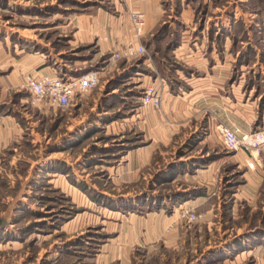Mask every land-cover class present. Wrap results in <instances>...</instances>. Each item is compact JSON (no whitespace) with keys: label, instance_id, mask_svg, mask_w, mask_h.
Listing matches in <instances>:
<instances>
[{"label":"rangeland","instance_id":"obj_1","mask_svg":"<svg viewBox=\"0 0 264 264\" xmlns=\"http://www.w3.org/2000/svg\"><path fill=\"white\" fill-rule=\"evenodd\" d=\"M116 8L0 0V264H264L238 258L264 245V180L217 129H264V0H161L146 53L112 63L124 44L81 28ZM93 70L66 109L31 105L28 77Z\"/></svg>","mask_w":264,"mask_h":264},{"label":"built area","instance_id":"obj_2","mask_svg":"<svg viewBox=\"0 0 264 264\" xmlns=\"http://www.w3.org/2000/svg\"><path fill=\"white\" fill-rule=\"evenodd\" d=\"M129 17L133 28V39L112 53V63L143 55L147 51L142 42L147 25V15L140 10H132ZM100 79V72L96 70L76 77L59 73H43L28 77L26 85L31 95V105L66 109L78 95L95 88ZM141 101L144 105L159 108L162 105V94L154 86H149L144 90ZM217 129L228 151L242 150L249 154L246 162L250 169L264 167V129L246 131L239 125L224 123L220 124ZM183 216L191 221L198 218L197 214L189 208L184 209Z\"/></svg>","mask_w":264,"mask_h":264},{"label":"crops","instance_id":"obj_3","mask_svg":"<svg viewBox=\"0 0 264 264\" xmlns=\"http://www.w3.org/2000/svg\"><path fill=\"white\" fill-rule=\"evenodd\" d=\"M116 4V9L120 11L118 16L112 15L110 13H104L103 15V23L99 22L98 24L91 23L85 20V23L82 25L81 30H86V35L84 36V40H91L94 38H98L99 41H103L104 47L106 49L113 47L114 49L117 46L125 45L129 40H132L131 33L133 36V28L131 25L129 14L132 10H140L147 15V20L149 18V29H151L158 18L161 16V0H114ZM100 14V13H99ZM101 15V14H100ZM148 22V21H147ZM148 24V23H147ZM148 25H146L147 27ZM130 29V30H129ZM146 32V29H145ZM143 41V39H142ZM49 73V72H44ZM43 74V73H39ZM38 75V74H37ZM164 103V97L162 96V104ZM162 106V105H161ZM155 108V107H154ZM14 119H1L0 120V127L1 130L6 128L8 123H12L15 126ZM242 127L240 124H236ZM243 128V127H242ZM249 131V130H246ZM246 157L248 158L249 154L245 153ZM247 181L254 186L253 190H257L258 187L263 183L264 177L263 170L258 167L255 170L250 168L247 169ZM248 248V249H247ZM246 250L240 254L239 256H245V252L253 256H257L256 253L264 252V245L263 244H253L251 247L248 246ZM226 259L225 261H227ZM261 261V260H260Z\"/></svg>","mask_w":264,"mask_h":264},{"label":"trees","instance_id":"obj_4","mask_svg":"<svg viewBox=\"0 0 264 264\" xmlns=\"http://www.w3.org/2000/svg\"><path fill=\"white\" fill-rule=\"evenodd\" d=\"M84 73V72H83Z\"/></svg>","mask_w":264,"mask_h":264}]
</instances>
